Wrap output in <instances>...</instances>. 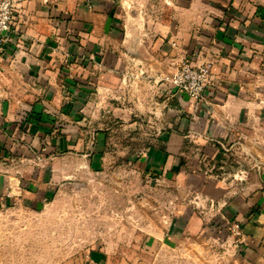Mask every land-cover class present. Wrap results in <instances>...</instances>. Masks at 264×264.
Instances as JSON below:
<instances>
[{
	"label": "crops",
	"instance_id": "0c3cea01",
	"mask_svg": "<svg viewBox=\"0 0 264 264\" xmlns=\"http://www.w3.org/2000/svg\"><path fill=\"white\" fill-rule=\"evenodd\" d=\"M184 61L210 64L195 108L159 81ZM161 100L170 102L163 128H193L195 118L207 155L219 153L208 141L218 139L250 164L240 175L203 176L209 202L200 218H187L185 234L207 242L216 231V264H264V128H239L246 117H264V6L253 0L20 2L0 42V158L12 165L0 173V199L44 196L80 162L93 164L90 152L60 148L68 131L79 147L80 128H93L90 144L105 150V131L117 122L156 127ZM175 134L167 133L168 146ZM146 150L143 169L176 164L170 151Z\"/></svg>",
	"mask_w": 264,
	"mask_h": 264
},
{
	"label": "rangeland",
	"instance_id": "374dc122",
	"mask_svg": "<svg viewBox=\"0 0 264 264\" xmlns=\"http://www.w3.org/2000/svg\"><path fill=\"white\" fill-rule=\"evenodd\" d=\"M253 4L264 6V0H253ZM159 81L164 89L183 93L163 77ZM192 100L197 107L200 100ZM169 104L160 101L157 128L146 122L139 126L117 122L116 128H108L105 150L93 146L97 140L93 128H80L79 147L71 143L68 131L60 148L77 154L90 152L94 163L87 167L80 162L76 174L50 183L52 189L44 196L38 192L30 200L0 199V264H216V231L210 232L206 242L199 233L185 234L183 227L191 215H203L209 202L201 193L204 175L217 177L232 170L240 175L250 164L244 159L247 154L231 153L218 139L208 141L221 147L219 153L207 155L195 118L190 117L196 123L193 128H163ZM239 128H264V117H246ZM172 130L177 134L168 146L167 133ZM152 144L161 152L170 151L176 164L143 169L138 159ZM53 147L39 152L57 151ZM11 167L0 158V173ZM173 224L180 228L168 243L165 238ZM148 238L156 243H149Z\"/></svg>",
	"mask_w": 264,
	"mask_h": 264
},
{
	"label": "built area",
	"instance_id": "2783aa9c",
	"mask_svg": "<svg viewBox=\"0 0 264 264\" xmlns=\"http://www.w3.org/2000/svg\"><path fill=\"white\" fill-rule=\"evenodd\" d=\"M22 1L24 0H0V42L2 41V33L9 29L13 11ZM209 69L210 64L208 62L195 65L184 61L175 71L163 76V80L173 88L181 90L188 97L201 100ZM233 231L238 234L237 229H233Z\"/></svg>",
	"mask_w": 264,
	"mask_h": 264
}]
</instances>
